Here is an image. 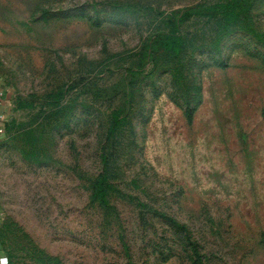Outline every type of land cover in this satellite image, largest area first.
<instances>
[{
    "label": "rangeland",
    "instance_id": "obj_1",
    "mask_svg": "<svg viewBox=\"0 0 264 264\" xmlns=\"http://www.w3.org/2000/svg\"><path fill=\"white\" fill-rule=\"evenodd\" d=\"M0 264H264V0H0Z\"/></svg>",
    "mask_w": 264,
    "mask_h": 264
},
{
    "label": "trees",
    "instance_id": "obj_2",
    "mask_svg": "<svg viewBox=\"0 0 264 264\" xmlns=\"http://www.w3.org/2000/svg\"><path fill=\"white\" fill-rule=\"evenodd\" d=\"M105 183H94L95 185V190L93 191L94 192V197H102L104 198L105 196Z\"/></svg>",
    "mask_w": 264,
    "mask_h": 264
}]
</instances>
